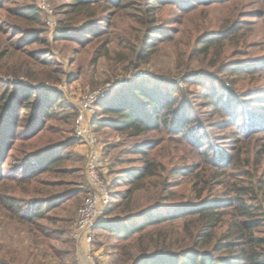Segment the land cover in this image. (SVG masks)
<instances>
[{"label":"rangeland","instance_id":"obj_1","mask_svg":"<svg viewBox=\"0 0 264 264\" xmlns=\"http://www.w3.org/2000/svg\"><path fill=\"white\" fill-rule=\"evenodd\" d=\"M161 1L157 2L158 7L153 11L158 16L156 24L163 28V33L151 37L152 40L148 34L147 40L150 42L148 45L151 48L150 54H147L149 59L136 67L135 61L130 63L118 60V54L132 56L133 50L127 47V42L131 40V43H137V37L143 39L148 31L147 26L143 27L131 20L127 15L131 13L130 11H109L103 8L105 1L100 0L97 17H88L87 9L79 14L71 13L68 17L67 4L71 0H49L54 7L56 20V24L50 27L46 23V15L38 9V0H0V32L17 40L23 33L16 34L14 28L21 31L42 30L45 43H35L32 48L41 53L49 51L50 53L45 56L50 63L47 66L38 65L37 72H43L51 77L59 75L57 70L64 73L61 75L62 80L56 82L44 79L41 73L40 80H35L27 79L24 75H8L1 71L0 82L4 84H0V92L7 83L13 87L21 81L24 87L57 91L54 94L50 93L53 94V98H60L63 103L77 107L79 98L87 90H97L108 84L119 85L109 91L99 103L112 104L119 95L118 88L131 83L143 84L149 89L159 86L162 92H170L172 96L177 97V106L181 107L183 114L190 116L195 134L202 136L197 144L194 139L196 135L190 140L187 138L178 140L177 138L181 136L179 133H172L163 128L138 136L129 135L112 126L113 123L109 119L114 116L111 113L99 109L98 114L93 117V126L96 125L92 130L97 138L96 148L101 157V175L112 184L114 192L122 193L126 190L127 182L123 176L128 173L127 171L143 166L144 158L134 151L147 149L153 142L162 139L161 145L157 147V151L162 147L157 159L166 167L164 177L169 178L171 182L176 180L180 183L174 187V193L162 203V207L130 221L134 229L146 222L149 224L144 231H132L128 238H125L124 232L105 228L107 227L105 223L116 217L125 218L127 214L135 216L138 211L144 209L151 210L155 202L153 186L150 190L141 189L135 194L130 213H122L121 208L106 212L105 221L97 230L94 246L101 264H118L122 253L128 250L132 256H138L140 254L138 248H142L143 245L140 242L139 247L137 239L146 231L167 230L172 235L174 248L178 246L189 248L191 244L183 239L181 232L190 218L186 216L173 220L170 218L176 211L172 207L196 200L195 192H192V184L189 181L183 177L177 178L171 171L183 170L188 165L203 162L206 158L199 154L202 150L208 151L209 158L214 162L221 159L219 160L221 165H225L227 157L233 156L234 162L241 166L242 163L238 162L235 154L238 148L241 149L248 144L244 143L242 134L248 130L250 132L260 130L253 133L252 140L247 145L250 153L241 152L243 159L254 154L259 143L264 141V0H221L213 3L212 0H205L211 5L195 6L191 12L186 7L189 0H176L180 6L171 3L176 2L175 0ZM189 2L193 3L194 0ZM30 8L35 9L37 23H32L30 18H25L26 16L19 15L16 11L19 9L28 14ZM99 16L107 20L113 18L112 27L99 21ZM93 22L98 28L109 30L108 37L112 41L106 46L108 56L95 59L97 37L87 44L75 41V38H78L75 34L76 29L85 28ZM234 23L237 30L223 39L216 38L228 25ZM100 50L105 52L103 47ZM243 66L246 69H243ZM80 68L82 73L79 76ZM138 72L141 73L134 77ZM120 79L126 83H120ZM224 86L232 89L227 92L229 96H234L232 109L215 107L214 100L217 96L221 95L222 101H225ZM55 109L58 115L56 118L47 119L46 132L35 140L40 148L45 146L48 140L52 143L64 142L58 153L63 154L65 160L55 168L56 172L40 175V179L45 183H38L35 186V194L33 190L27 194L20 191L13 194L28 201L38 198L39 203L56 198L54 201L44 203V206L47 208L59 203L60 207L51 208L46 219L34 224H23L12 211L0 208V264H5L6 261L7 264H22L23 260L31 264L34 262L33 258L42 264H79L80 245L74 237V228L78 209L90 189L86 172L90 148L74 137L75 119L68 122L66 110L60 109L59 106ZM19 111L21 116L27 114V111L18 108L17 113ZM18 130L23 132L21 126ZM43 135L45 136L40 139ZM252 161L254 165L255 157ZM12 164V161H7L6 167L9 168ZM201 165L204 166L206 163L203 162ZM258 167L259 171H253L252 177L237 176L231 181H237V185L250 186L251 179L262 178L261 184L254 183L256 189L250 191L252 199L248 204L257 207L253 208L254 219L258 220L257 235L264 237V160ZM228 171L234 172L232 169ZM225 191L226 187H218L212 191L211 196L222 197ZM161 216L165 220L154 226L152 222ZM232 220L233 216L227 215L225 226L219 233L226 231L227 224L232 223ZM204 240L201 239L199 244L202 245ZM134 244L137 249L131 247ZM204 246L205 249H211ZM177 252L174 249V253ZM214 254L227 253L215 251Z\"/></svg>","mask_w":264,"mask_h":264},{"label":"trees","instance_id":"obj_2","mask_svg":"<svg viewBox=\"0 0 264 264\" xmlns=\"http://www.w3.org/2000/svg\"><path fill=\"white\" fill-rule=\"evenodd\" d=\"M104 1L103 8L112 12L113 10L115 12L130 11L131 13L127 15L134 23H139L143 27L147 26L148 31L143 39H140L138 36L137 43H131V40L127 42V47L133 50L134 54L132 56L118 54L119 61H129L130 63L135 61L136 65L134 66L139 67L149 59V55L147 54H150L151 48L148 45L150 43L147 40L148 34L152 40L151 37L163 33V28L159 24H156L158 16L153 11L154 8L157 9V4L162 1ZM189 1L186 6L188 11L193 10L195 6L211 5V3L220 2L221 0H212L211 3L205 2V0H194L195 3H190ZM99 3L100 0H71L67 4L66 14L70 17L71 13L79 14L87 9L89 11L88 17L95 18L98 16ZM171 3H177L180 6L178 1H172ZM38 9L44 13L40 8ZM16 11L19 15L21 14L26 16L25 18H30L32 23H37L38 17L35 14V9L30 8L28 14L19 9ZM105 11L103 10V12ZM111 19L113 18L110 17V20H107L99 16V21L105 22L106 26L109 27H112ZM133 28L136 29L135 27ZM14 29L16 34L23 33L17 40L0 32V72L4 71L3 73L14 76L24 75L27 79L35 80H40L42 76L46 80L60 82L62 80L61 75H64L62 71L57 70L59 75L51 77L36 70L38 65L47 66L50 63V60H47L45 56L47 53H50L49 51L41 53L32 48L35 43H45L42 37L43 31L38 29H26L23 31L19 30V28ZM235 30H237L236 23L230 24L216 38L223 39V37L231 35ZM75 32L78 35L75 41L79 44L91 43L97 37L95 45L98 46L94 51L97 54L95 55V59L96 57L109 55L108 50H106L107 44L112 41L109 38V30L106 31L104 28H98V25L93 22L85 28L76 29ZM72 38L74 39V37ZM102 47L105 49V52H101L100 49ZM242 68L246 69L245 66ZM78 72L80 76L82 68ZM39 73H41V76ZM0 84L4 83L0 82ZM23 88H26V90ZM153 88L149 89L147 86L139 83L122 86L118 88L120 89L117 96L118 100L116 99L112 104L101 102L98 104L97 109L98 111H100L99 109H103L108 114L111 113L114 116L109 119L113 123L112 126L129 135L138 136L163 128L172 133H179L181 136L177 138L178 140H183V138L190 140L193 138V135H196L194 139L198 144V140L202 139V136L198 135V133L195 134L196 131H194L195 128H193L194 126L190 122V116L187 117L183 114L181 107L177 106V97L172 96L170 92V94L162 92L159 86H154ZM35 89L32 86L24 87V84L20 81L16 85H13V87H10L7 83L5 88L0 92V208L12 211L16 215V218L19 219V222L23 224H34L35 222L44 220L47 218V214L51 208L60 207L59 203L52 204L50 207L47 206V208L44 206V203L54 201L56 198H49L39 203L40 199L38 198L28 201L22 196L13 194L16 191L27 194L31 193L32 190L34 191L33 194H35V186L38 183H45L40 179V175L56 172L55 168L65 160L63 154L58 153V149L61 148L64 142L52 143L51 140H48V145L45 144V146L40 148L35 139L46 132L47 119L56 118L58 115L55 107L59 106L60 109L66 110L68 122L75 119L77 115L76 107L63 103V101L59 100L60 98H53V94L57 93V91L50 90L49 92L46 88H42V90ZM231 90L226 86L223 87L225 101H222L221 95L217 96L214 100L217 109H232L231 103L234 96H229L227 93ZM118 102H121V104ZM18 108L22 109V111H27V114L21 116L20 111L17 113ZM20 126L23 132L18 130ZM257 131L260 130L252 132L248 130V132L242 134L244 136L242 138L244 143L247 142V145H249L253 133ZM246 137L248 138L246 139ZM162 141L163 139L153 142L147 149L134 151V153H138L144 158L142 160L143 166L139 169L129 170L123 176L127 182V188L124 192H114L112 184L108 182L111 203L107 208V212L121 208L122 213H130L131 202L135 194L141 189L150 190L151 186H153L152 189L155 196L153 208L151 210L144 209L138 211L135 216L127 214L125 218L116 217L114 220L109 221L111 223L107 221L105 223L107 227L105 228L111 231L124 232L125 238L132 235V231H144L149 224L148 222L134 229L130 221L137 216L143 217V215L162 207L165 199L174 193V187L180 185L176 180V182H171L169 178L166 179L164 177L166 167L157 159L162 150L161 147L160 151H157V147L161 145ZM247 145L242 146L243 148L241 149L238 148L235 154L238 162L242 163L241 166L234 162L233 156H229L225 159V165L228 168H222L225 165L220 164L219 160L221 159H214L216 160L214 162L209 158V152L202 150L199 154L206 158L203 162L207 166L201 165L203 163L201 161L188 165L183 170L176 169L173 172L171 171L177 178L183 177L189 181L192 184V192H195L196 200L172 207L176 211L170 218L171 220L183 216L190 218V220H187V224L185 223L184 231L181 232L183 239L185 241L188 240L191 244L189 248L185 246L174 248L172 235L167 230L146 231L137 239V242H139L137 243L138 246L140 247V242L143 245L142 248H138L140 254L132 256L129 250L124 251L118 264H264V237L257 235L258 220L254 219L253 211V208L257 207L248 204V201L252 199L250 191H255L256 189L253 186L254 183L261 184L263 180H261L262 178L256 179L255 176L254 179L256 180L251 179L250 186L237 185V181H231V179H236L237 176L252 177L253 171H259L258 166H261L264 160V141L259 143L254 154L252 153L243 159L241 158V152L244 154L250 153ZM253 157H255L254 165L252 161ZM7 161L13 162L9 168L6 167ZM228 169H232L234 172L232 173ZM230 186L231 188H229ZM218 187H226L227 191L223 193L222 197H212V191ZM227 215L233 216L232 223L227 224L226 231L219 233V230L225 226L224 223ZM156 218L157 220L152 222L154 226L165 220L163 216ZM203 238L205 240L202 246L199 244V241ZM204 245L211 247V249H205ZM131 247L136 248L135 244ZM174 249L178 252L174 253ZM215 251H225L227 254L217 255L214 254ZM33 261L31 264H42L34 258ZM21 262L22 264H30L29 261L25 260ZM4 263L7 264L8 262Z\"/></svg>","mask_w":264,"mask_h":264},{"label":"built area","instance_id":"obj_3","mask_svg":"<svg viewBox=\"0 0 264 264\" xmlns=\"http://www.w3.org/2000/svg\"><path fill=\"white\" fill-rule=\"evenodd\" d=\"M38 3L39 8L46 15L47 25L53 27L56 24L54 8L49 0H38ZM140 73H136L134 77ZM121 80H119L120 83H126V81L121 82ZM117 85L119 84L114 83L97 90H87L77 102L74 135L90 148L86 163L87 181L90 189L78 209L74 228V237L80 245L79 264H101L94 248L95 236L99 226L105 221L111 196L109 184L101 175V157L96 148L97 138L92 128L93 117L98 113V103Z\"/></svg>","mask_w":264,"mask_h":264}]
</instances>
